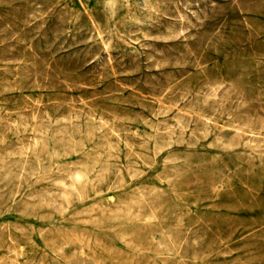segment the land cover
<instances>
[{
    "label": "rangeland",
    "instance_id": "374dc122",
    "mask_svg": "<svg viewBox=\"0 0 264 264\" xmlns=\"http://www.w3.org/2000/svg\"><path fill=\"white\" fill-rule=\"evenodd\" d=\"M0 264H264V0H0Z\"/></svg>",
    "mask_w": 264,
    "mask_h": 264
}]
</instances>
